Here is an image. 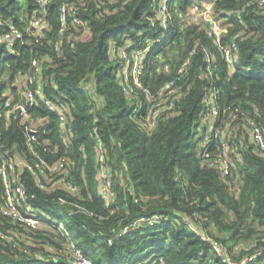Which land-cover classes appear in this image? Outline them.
I'll use <instances>...</instances> for the list:
<instances>
[{"label": "trees", "instance_id": "1", "mask_svg": "<svg viewBox=\"0 0 264 264\" xmlns=\"http://www.w3.org/2000/svg\"><path fill=\"white\" fill-rule=\"evenodd\" d=\"M158 1L50 0L48 25L37 34L32 19L41 14L40 0H0V35L11 21L23 32L12 52L0 43V168L11 178L19 176L30 204L44 206L40 227L17 224L23 237L0 238V264H75L71 244L94 264H241L250 256L247 264H264V154L251 139L247 120L264 130V5L259 0H170L167 38L144 60L142 86L130 79V91L109 42L128 37L144 45L162 33L160 24L151 30L148 19ZM205 1L213 2L212 14L224 26L220 44L209 21L186 20L191 8L203 7ZM64 2H75L90 28L88 38L80 36L72 18L61 31ZM233 44L237 59L231 65L224 48ZM34 60L40 77L32 86L40 84L46 98L69 103L74 133L67 140L61 137V113L50 111L39 97L31 108L38 124L35 157L28 152L26 123L15 114L7 116L3 107L7 97L18 98L20 78L35 73ZM171 81L173 109L147 126L144 113L151 101L146 89L157 93ZM213 88L219 129L235 137L225 140L241 158L225 176L214 162L223 153V136L213 135L206 144L194 139L205 93ZM140 104L142 111L134 115ZM97 134L112 170L115 197L110 206L97 178ZM61 158L67 163L60 176L76 185V192L42 189L26 166H18ZM4 193L0 172V202ZM154 215L163 219L132 225ZM48 216L69 234L54 228ZM11 224L0 216L1 228ZM214 242L224 253L216 251ZM245 242L249 245L237 251Z\"/></svg>", "mask_w": 264, "mask_h": 264}, {"label": "built area", "instance_id": "2", "mask_svg": "<svg viewBox=\"0 0 264 264\" xmlns=\"http://www.w3.org/2000/svg\"><path fill=\"white\" fill-rule=\"evenodd\" d=\"M42 3L41 14H35L32 19V26L36 29V33L40 34L43 28L48 25V21L46 15L48 13L47 5L50 0H40ZM169 1L170 0H159L157 2V10H154L151 14L148 15V19L151 22V30H153L156 26H160L163 28L162 33L158 36H151L147 39L146 44L139 45V43H135L131 38L125 37L123 40L113 39L110 46L113 52V58H118L119 63V74L122 76V83L126 85V87L132 91L130 79L134 81L138 86H142V82L140 80V76L143 70V63L148 54L152 51V49L159 43L163 42L167 38V31L170 22V15L168 12L169 9ZM259 4L264 5V0H259ZM213 2L209 1V6L201 13L203 16L209 17L210 13L212 14ZM198 8V6H196ZM203 9V7H201ZM77 6L75 2H64L60 6V18L62 21V29L64 31L67 29L69 25V18H72V25L77 27V31L79 32L82 38H88L91 34L89 26L78 16ZM212 24V29L216 36V41L221 43V36L224 30L218 29L217 20L210 18L207 20ZM7 31L0 35V43H5L9 51L15 50V44L18 40L23 39L22 30L14 23L9 22L7 24ZM142 34V33H139ZM124 43V44H121ZM226 61L229 64H233L237 59V47L233 44V47H225L224 48ZM234 52V53H233ZM161 55V54H160ZM188 61L184 63V65L180 68L179 74L182 75L185 71L186 64ZM33 66L35 68V73H25L22 78H20L21 90L19 91V95L16 98V95H11L5 99L4 102V112L7 116H11L13 114L20 116L23 123H26V144L28 148V152L31 156L38 155V152L35 148V141L37 137L35 135V128H37L38 124L33 118V114L31 113V108L36 104L38 98L40 97L45 103L46 107L50 111H59L61 113V126L62 133L61 137L64 140L71 138L74 133L72 129V108L69 103H59L52 99H48L45 97L43 93V89L41 85L32 86L36 79L40 77L39 70L40 64L38 60L33 61ZM168 69V67L166 68ZM174 85V82L167 83L160 91L157 93H152L149 89H146L148 96L150 97V107L144 113L145 121L144 123L152 127L156 125L161 116L167 111L173 109V102L169 103L170 93L173 90H169V88ZM10 95V94H9ZM24 96L26 97V103L24 102ZM217 91L213 89H209L204 96L205 107L203 109V113L201 115V124L200 129L205 130L206 135L204 138L205 144L207 139H212V136H218L221 134L224 149L223 153H220V156L214 161L220 165L221 173L223 176L228 175L230 172L231 166H235L236 162L241 161V158L236 153L235 147L229 141L225 139H235V137L229 133L226 135L225 129H219L222 123L220 108L217 103ZM142 111V105H138L136 110L134 111V115L138 114ZM211 118H214L213 123H211L210 128L208 129V123ZM250 123V137L254 142L257 150L264 154V130L261 126L256 124L251 119H248ZM229 124V123H228ZM228 124L225 126L227 127ZM94 129L97 131V127ZM101 136L99 134L96 135L97 141V151H98V174L97 178L99 180L100 192L104 196L107 206H110L115 197V189L112 178V170L107 163L108 158V150L103 144L101 140ZM206 156L208 154L206 153ZM21 158V157H19ZM67 163L66 158H61L57 162L48 163L47 161H33V162H19V167L26 166L31 173L35 176L37 184L43 188H56L63 187L72 192H76L78 187L74 185L67 177L60 176L63 172ZM0 172L4 174V183H5V193L4 200L0 202V216L8 217L11 220V225L9 227H0V238L5 239H15L16 235L23 237V232H19L18 225H26L30 228H38L42 225V221L39 218V214H42L44 211V206L34 207L27 199L26 189L19 184V176L15 175L11 178L10 174L4 168H0ZM15 173L16 170H15ZM49 219H52L48 216ZM159 219H163V216L154 215L151 218L142 217L132 223L133 226H136L141 223L155 224ZM54 222V228L61 230L64 234H69L67 228L64 224L59 223L57 220L52 219ZM128 226L120 232L123 234L128 230ZM18 230V231H17ZM214 247L216 251L219 253H224L223 246L217 242H214ZM73 248V255L75 258V264H94L93 260L87 256H85L84 251L80 247H76L75 244H71ZM253 259V256H250L243 260L241 264H247L249 261ZM226 260L229 262V258L226 257ZM229 264H238L237 262L230 261Z\"/></svg>", "mask_w": 264, "mask_h": 264}, {"label": "rangeland", "instance_id": "3", "mask_svg": "<svg viewBox=\"0 0 264 264\" xmlns=\"http://www.w3.org/2000/svg\"><path fill=\"white\" fill-rule=\"evenodd\" d=\"M208 6H209V1H205L203 3V9H201L202 6L201 7L198 6V8L197 7L191 8V11H190L191 16L188 15L189 17L188 16L186 17L187 22H190V21H198L199 22V21H201L202 23L205 24V22L207 20H209V17L215 19V17L211 13H210L209 17L203 16V14H201L206 9V7H208ZM211 12H212V10H211ZM217 24H218V29L224 30V26L222 24V21L217 20ZM109 44H111V42H109ZM167 67L168 66H166L165 68H167ZM106 68L108 69V65L106 66ZM213 121H214V118H211L209 121L206 122V123H208V129L210 128V125H211V123H213ZM205 135H206L205 130L198 128L197 132H196V136L194 137V139L204 138ZM220 235L224 236V234H220ZM248 245H249V242L241 243V245L237 246L236 249H237V251H240L243 247L248 246Z\"/></svg>", "mask_w": 264, "mask_h": 264}, {"label": "water", "instance_id": "4", "mask_svg": "<svg viewBox=\"0 0 264 264\" xmlns=\"http://www.w3.org/2000/svg\"><path fill=\"white\" fill-rule=\"evenodd\" d=\"M24 102L26 103V97L24 96Z\"/></svg>", "mask_w": 264, "mask_h": 264}]
</instances>
